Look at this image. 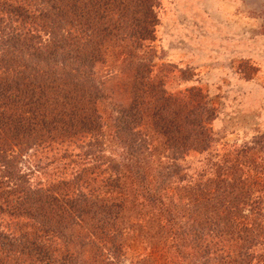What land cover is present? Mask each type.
<instances>
[{
  "label": "trees",
  "instance_id": "obj_1",
  "mask_svg": "<svg viewBox=\"0 0 264 264\" xmlns=\"http://www.w3.org/2000/svg\"><path fill=\"white\" fill-rule=\"evenodd\" d=\"M130 4L0 0V264H117L135 204L156 223L163 264H264V135L187 176L180 161L208 147L209 119L165 120L155 108L154 134L170 152L160 156L98 78L112 73L120 34L133 106L149 88L136 52L151 40V0L110 20ZM106 101L115 118L100 111Z\"/></svg>",
  "mask_w": 264,
  "mask_h": 264
},
{
  "label": "rangeland",
  "instance_id": "obj_2",
  "mask_svg": "<svg viewBox=\"0 0 264 264\" xmlns=\"http://www.w3.org/2000/svg\"><path fill=\"white\" fill-rule=\"evenodd\" d=\"M127 1L131 3L128 12L116 13L110 20L123 15L124 21L132 19L135 10L130 7L139 1L146 4L148 0ZM151 3V40L143 41L141 50L136 52L137 61L149 71L145 73L149 88L140 100L141 105H132V97L127 94L132 85L127 88V79L123 78L126 71H120L121 61L126 58L120 48L124 46L119 41L122 35L112 34L109 42L112 45L106 66L113 67L112 73L98 78L108 80L105 88L118 100L116 108L121 104L128 116L136 114V121L140 119L137 130L149 137L160 156L170 152L154 134L155 108H163L165 120L174 114L187 124L209 119L208 147L204 151H188L180 161L187 176L205 175L210 171L209 159L221 157L264 135V0H151ZM114 105L106 101L100 106L107 119L115 118ZM190 136L191 140L196 137ZM111 159L119 161L117 157ZM31 166L36 170V164ZM47 171L50 175L51 170ZM38 177L35 174L31 182ZM40 179L49 181L43 176ZM137 205H126L124 227L130 228L125 236L127 249L117 254L114 261L163 264L155 240L156 223L150 219L149 209Z\"/></svg>",
  "mask_w": 264,
  "mask_h": 264
}]
</instances>
